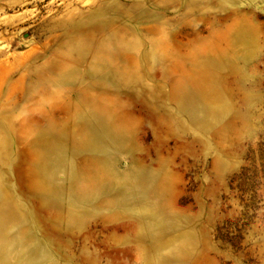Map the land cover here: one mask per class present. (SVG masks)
Returning <instances> with one entry per match:
<instances>
[{"label": "rangeland", "instance_id": "1", "mask_svg": "<svg viewBox=\"0 0 264 264\" xmlns=\"http://www.w3.org/2000/svg\"><path fill=\"white\" fill-rule=\"evenodd\" d=\"M0 264H264V0H0Z\"/></svg>", "mask_w": 264, "mask_h": 264}]
</instances>
